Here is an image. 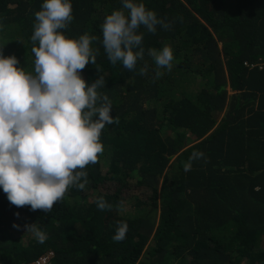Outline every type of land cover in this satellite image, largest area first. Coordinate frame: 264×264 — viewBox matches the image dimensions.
<instances>
[{"label": "trees", "instance_id": "1", "mask_svg": "<svg viewBox=\"0 0 264 264\" xmlns=\"http://www.w3.org/2000/svg\"><path fill=\"white\" fill-rule=\"evenodd\" d=\"M143 2L176 22L145 32V58L132 71L94 42L96 64L82 76L89 84L103 76L98 91L118 122L102 130L104 151L84 169L85 188L69 187L49 213L17 208L0 190V264L43 256L52 264H264V0ZM42 3L0 0V51L26 72H34ZM72 5L69 38L102 39L105 17L122 8L121 0ZM165 45L172 69L157 76L147 50ZM193 152L204 158L190 160ZM98 198L111 207L100 210ZM32 218L44 242L26 230L14 239L13 224ZM121 222L128 232L117 242Z\"/></svg>", "mask_w": 264, "mask_h": 264}, {"label": "clouds", "instance_id": "2", "mask_svg": "<svg viewBox=\"0 0 264 264\" xmlns=\"http://www.w3.org/2000/svg\"><path fill=\"white\" fill-rule=\"evenodd\" d=\"M121 4L120 10L105 17L102 39L87 33L69 38L64 30L74 19L72 0H43L31 37L38 42L32 48L34 72H26L14 55L5 57L0 51V190L17 208L49 213L69 187L83 190L88 183L84 169L104 151L102 130L118 122L111 115V100L98 91L105 87L103 76L90 84L82 76L86 65L96 64L94 42L102 44L112 65L120 63L132 71L145 58V32L155 35L158 27L169 30L176 22L159 17L143 0ZM147 55L157 76L159 69L171 71L172 47L150 48ZM148 71L145 63L138 74ZM202 158L203 152H193L190 160ZM96 203L102 211L111 207L103 198ZM25 228L44 242L46 233L38 223ZM127 232L128 224L121 222L114 241H123Z\"/></svg>", "mask_w": 264, "mask_h": 264}, {"label": "rangeland", "instance_id": "3", "mask_svg": "<svg viewBox=\"0 0 264 264\" xmlns=\"http://www.w3.org/2000/svg\"><path fill=\"white\" fill-rule=\"evenodd\" d=\"M30 221V219H29ZM30 224H35L34 221H33V218H32V221L30 223H20V222H17L16 225H19V228H13L12 229V236L14 239H18L20 237H22L24 233V231L26 230L25 228V225H30Z\"/></svg>", "mask_w": 264, "mask_h": 264}, {"label": "built area", "instance_id": "4", "mask_svg": "<svg viewBox=\"0 0 264 264\" xmlns=\"http://www.w3.org/2000/svg\"><path fill=\"white\" fill-rule=\"evenodd\" d=\"M34 264H51L49 260L46 257L40 258L36 263Z\"/></svg>", "mask_w": 264, "mask_h": 264}]
</instances>
